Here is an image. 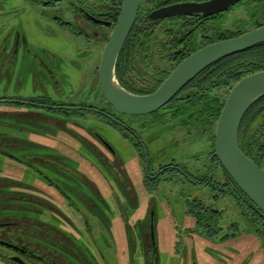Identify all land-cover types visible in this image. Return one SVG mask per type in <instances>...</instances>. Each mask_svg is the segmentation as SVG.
Returning <instances> with one entry per match:
<instances>
[{
	"label": "flooded vegetation",
	"instance_id": "flooded-vegetation-1",
	"mask_svg": "<svg viewBox=\"0 0 264 264\" xmlns=\"http://www.w3.org/2000/svg\"><path fill=\"white\" fill-rule=\"evenodd\" d=\"M208 1L141 0L117 59L120 84L137 95L155 92L185 58L227 38L228 12L239 9V22L250 23L238 35L264 26V0H241L211 15L151 18L153 12L169 6ZM122 7L123 0H0V86L15 90L10 96L0 95V156L32 177L18 184L17 179L0 175V243L25 251L0 246L13 251L7 256L10 261L19 257L23 264H67L76 248L69 252L66 243H91L98 260L109 264L100 243L106 244V252L114 246L108 243H126L127 252L142 250L144 264H161L162 212L174 217L172 226L178 235L171 243V264H178L176 258L183 259L182 264L189 260L198 264L199 257L204 259L215 245L229 248L228 253L223 251L227 258L218 256V261L226 264L230 263H224L226 259H235L243 264L247 258L242 260L240 244L234 242L243 235L241 226L233 216L226 226L221 220L236 209L251 226L253 218L243 201L263 225L264 215L214 155L219 118L210 129L207 111L201 115L195 106L211 101L225 104L238 82L228 95L219 93L215 85L211 88L203 77L214 64L155 112H117L102 92L99 66ZM28 12L26 17L33 16L28 19L42 36L57 37L70 46L67 52L60 50L66 53L28 37L20 19ZM164 31L168 35L161 41ZM98 44L103 48L97 66ZM70 68L85 78L70 80ZM19 87L28 92H16ZM101 126L121 134L125 156L99 132ZM255 132L264 134V126ZM195 142L207 147L188 151ZM100 169L103 180L97 177ZM226 200L235 209H228ZM64 203L71 208L66 210ZM119 232L121 241L115 239ZM194 243L201 244L200 253L193 250ZM257 243L264 246L262 240ZM95 260L93 254L91 263H78Z\"/></svg>",
	"mask_w": 264,
	"mask_h": 264
},
{
	"label": "water",
	"instance_id": "water-1",
	"mask_svg": "<svg viewBox=\"0 0 264 264\" xmlns=\"http://www.w3.org/2000/svg\"><path fill=\"white\" fill-rule=\"evenodd\" d=\"M241 0H211L204 3H182L153 12L152 19L181 14L211 15L227 11ZM141 0H123V7L106 44L99 66V81L108 102L119 113L144 115L167 105L189 82L219 61L244 52L264 42V26L235 37L211 43L185 58L153 93L137 95L125 89L116 77L121 49L138 17ZM264 95V71L242 78L231 90L221 111L215 141V156L228 175L264 215V169L241 148L239 133L242 120L252 104ZM23 250L12 243H0ZM13 263L23 264L19 257Z\"/></svg>",
	"mask_w": 264,
	"mask_h": 264
},
{
	"label": "rangeland",
	"instance_id": "rangeland-1",
	"mask_svg": "<svg viewBox=\"0 0 264 264\" xmlns=\"http://www.w3.org/2000/svg\"><path fill=\"white\" fill-rule=\"evenodd\" d=\"M66 10H67V8H66ZM238 10L239 9L228 12L225 15L226 16V35H227V37L233 36V35H238L240 32L249 28V26H250V23H248V22L243 23V24H241L239 22L240 19H239V14H238L239 11ZM51 12L57 13L54 10H51ZM29 14H31V13L28 12L27 14L23 15L20 18L23 21V25L25 27V30L27 32L28 37H30L32 40H34V39L39 40V42L44 41L46 43L45 45H48L50 48L56 50L59 54L61 53L60 50H63V49L67 52V49L70 46L65 45V43L60 41L57 37H50L48 39L47 37L42 36L40 34V31L37 30L36 27L33 25V22L30 19H28L32 15H30L29 17H26V15H29ZM69 15L70 14L67 13L66 16H69ZM31 18H33V16ZM156 35H157V33H156ZM160 35H161V39L163 38L161 41H165L166 35H168V33H166V31H164L163 33H160ZM158 36H159V34H158ZM147 39H148V37H147ZM151 45L152 44H150L149 46H151ZM157 46H158L157 44L153 45V47H157ZM97 47H98V51H99V54H98L99 56L97 59V66H98L100 63V58H101L100 55H101V50L103 48V45L98 44ZM66 52H63V53H66ZM63 53H61V54L63 55ZM67 56L68 55L65 54L63 56V58H66ZM94 64L95 63H93V65ZM84 65L86 66V64H84ZM94 70L95 69L92 66V69H91L90 75H89L90 77H91V73ZM67 73L69 75L70 80H74V81L78 80L79 81V80H83L85 78V75L82 77L83 79L80 77L81 75H79L77 69L73 71V69L70 68L69 70H67ZM93 76L94 75H92V77ZM229 88H230V86H227V87L226 86H220L218 88V91H219V93L223 92L224 95H228ZM13 91H15V90L10 88V87L7 89H4L3 87L0 86V95L10 96V95H12ZM16 92H18L20 94H25L28 92V90L25 87H19L18 91H16ZM2 109H8L9 110L10 108L3 106ZM3 126L4 125H2L1 127H3ZM99 132H101L103 135L108 137L113 142L115 147L118 150H120L119 152L121 153V155L125 156L126 144H125L120 133H118L116 131H113V133H111L109 128L107 129V128H105V126L102 127V130H100ZM97 144H98L97 147H99V143H97ZM162 144H163L162 141L160 143H158V147L162 146ZM206 147H207V145L205 142H195V143H193L192 147L188 148L187 150L189 151L191 149V151L195 152L197 150L205 149ZM99 149H100V147H99ZM101 151H103L102 153H105V150H101ZM171 151L175 152L174 150H171ZM177 152H179V151H177ZM70 154H73V153H70ZM98 156H99V154H98ZM103 156H104V154H103ZM77 158H79V157H77ZM100 170L101 171L97 172V175H98L97 177H99L103 180L104 173H103L102 169H100ZM103 170H105V169H103ZM0 175L7 176V177L12 178V179H17L18 184H21L20 181L27 182L28 180H32L31 175L28 173V171L26 169H22V168H19L18 166H15L5 156H0ZM224 204L227 206L229 205L228 209H231V207L234 208L233 203L229 202L228 200H226ZM63 207L66 210L71 208L65 203L63 204ZM82 208H84V207L82 206ZM243 208L245 209V211L248 213L249 216H251L252 218L255 219V221H257L258 225H263L261 223L260 217L258 215H256V213L252 212L250 210V208H248L247 203H245L244 201H243ZM84 209H86V208H84ZM86 211H87V209H86ZM234 211L229 210L227 213H225L223 219L221 220V223H222V225L226 226L229 223L232 216H233V218H236L235 220H237L239 222V224L241 226L240 229H242V231H243V233H242L243 235H241V239L239 241H237V242L234 241V242L240 244L242 260L244 258H247V260L243 264H264V246L261 244L258 245V243H257V242L262 240V242L264 244V240L260 239L261 237L252 231V227L249 226L245 217L240 215L239 210L235 209ZM233 213H236V214L233 215ZM172 217L173 216H170V214H168V213L160 212V214H159V228H160V235L159 236H160V241L162 242L160 245L161 253H162L161 254V260H162L161 264H171V262L173 260V258L171 257L173 255L171 243H174L176 241V238L178 237V235L176 234V232L174 231V228L172 226ZM20 218L22 220V217H20ZM80 223H81V225H83L82 220H80ZM115 228H116V230H119L118 226ZM246 233H248V234H246ZM109 237L111 238V236H109ZM82 239H84V238L82 237ZM82 239L80 238V240H82ZM115 239H118L119 241H121L123 239V234L121 232H119L118 235L115 236ZM108 244L111 246L112 245H114V246L112 248H108L107 252L105 251V245H106L105 243H100V248L105 254L108 255L109 264H144L143 263V255L141 254L142 250L140 251V249H138V250H134L133 252H131V251L127 252L126 243H114V244L108 243ZM194 245H195V248L193 247V250L200 253L202 251L201 244L194 243ZM84 246L86 248H84ZM66 248H67V250H69V252H74L73 249L75 250V248H76V252L73 253L74 256L70 255V257L68 259H66L65 262H67V264H73V263L79 264L78 260H81V262L87 261L88 263H91L90 261L93 259V254L96 257V260L93 261L92 264H102V262L99 261L100 259L97 256V254L95 253V250L92 247L91 243H80L78 245L76 243L75 244L74 243H66ZM228 250H229V248H222L221 246H217V245H215L214 247L211 246V251L209 250L207 255H204V259L199 257V261H198L199 263L198 264H223V263H221L222 261L221 262L218 261L217 258L220 259L218 256L227 258V256H225V254H223V251H226V253H228ZM195 251H193V252H195ZM12 253H13V251H11L5 247L0 246V264H10V262H12V261L8 260L7 256L11 255ZM229 256L235 257L234 255H229ZM176 259H177L176 261H178V264L183 263V259H181V258H176ZM7 261H10V262H7ZM229 261H230V263H226ZM188 262H189V264H192V263H190V260ZM224 263L236 264L235 259L234 260L233 259L232 260L226 259V261ZM11 264H15V263L12 262ZM38 264H40V263H38ZM194 264H195V261H194Z\"/></svg>",
	"mask_w": 264,
	"mask_h": 264
},
{
	"label": "trees",
	"instance_id": "trees-1",
	"mask_svg": "<svg viewBox=\"0 0 264 264\" xmlns=\"http://www.w3.org/2000/svg\"><path fill=\"white\" fill-rule=\"evenodd\" d=\"M229 36L227 38H231ZM264 70V42L257 44L244 52L227 57L209 68L207 74L199 75L197 78H204L212 88L230 86L229 90L242 78L252 73ZM199 106V113L208 114L210 129L215 128L216 122L223 109L224 102L211 101L208 104ZM264 126V95L256 100L245 114L239 133V140L242 150L264 169V134L255 132L259 126ZM252 231L264 240V225H258L253 218ZM10 262V261H7ZM12 262H10L11 264Z\"/></svg>",
	"mask_w": 264,
	"mask_h": 264
}]
</instances>
